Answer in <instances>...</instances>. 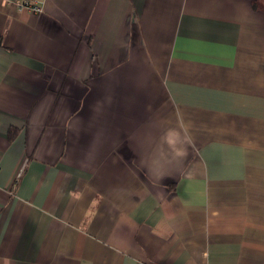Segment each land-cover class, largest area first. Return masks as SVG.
Returning <instances> with one entry per match:
<instances>
[{
    "label": "crops",
    "instance_id": "crops-1",
    "mask_svg": "<svg viewBox=\"0 0 264 264\" xmlns=\"http://www.w3.org/2000/svg\"><path fill=\"white\" fill-rule=\"evenodd\" d=\"M0 264H264V0H0Z\"/></svg>",
    "mask_w": 264,
    "mask_h": 264
},
{
    "label": "clouds",
    "instance_id": "clouds-1",
    "mask_svg": "<svg viewBox=\"0 0 264 264\" xmlns=\"http://www.w3.org/2000/svg\"><path fill=\"white\" fill-rule=\"evenodd\" d=\"M189 143H191V136L183 124L167 128L160 136V143L151 160L150 170L162 167L164 163L169 162V157L172 160L183 158L186 155L185 145Z\"/></svg>",
    "mask_w": 264,
    "mask_h": 264
},
{
    "label": "built area",
    "instance_id": "built-area-1",
    "mask_svg": "<svg viewBox=\"0 0 264 264\" xmlns=\"http://www.w3.org/2000/svg\"><path fill=\"white\" fill-rule=\"evenodd\" d=\"M7 5L12 6L18 12H28L30 14H40L43 11L44 0H2ZM26 161H24L16 173L14 174L13 183H17L22 176L26 167Z\"/></svg>",
    "mask_w": 264,
    "mask_h": 264
}]
</instances>
